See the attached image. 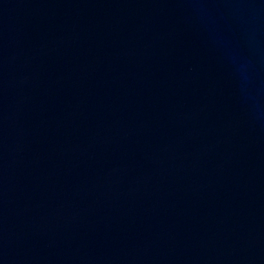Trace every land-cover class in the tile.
Segmentation results:
<instances>
[{
	"label": "water",
	"instance_id": "water-1",
	"mask_svg": "<svg viewBox=\"0 0 264 264\" xmlns=\"http://www.w3.org/2000/svg\"><path fill=\"white\" fill-rule=\"evenodd\" d=\"M0 264H264V0H0Z\"/></svg>",
	"mask_w": 264,
	"mask_h": 264
}]
</instances>
